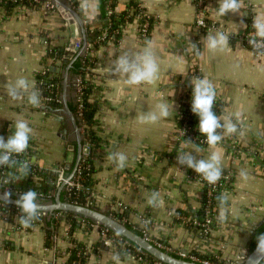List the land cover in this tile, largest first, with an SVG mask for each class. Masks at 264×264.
Returning <instances> with one entry per match:
<instances>
[{"label": "crops", "instance_id": "obj_1", "mask_svg": "<svg viewBox=\"0 0 264 264\" xmlns=\"http://www.w3.org/2000/svg\"><path fill=\"white\" fill-rule=\"evenodd\" d=\"M59 1L82 18L83 33L72 14L54 0L50 10L0 5V136L7 140L15 122L23 119L32 128L31 163L53 171L73 165L70 121L64 112L59 113L58 121L52 109L63 106L66 70L67 101L74 100L76 76L69 69L76 58H86V76L92 86L88 98L96 106L90 184L94 205L109 213L120 203L117 208L125 211L127 222L133 225L140 217L148 218L150 237L176 254L197 251L226 263L236 261L264 218V55L245 41L255 36V19L264 17V0H240L239 13L222 17L216 14L220 0H203L205 20L221 31L195 26L197 9L192 0H115L116 14L128 8L129 1L148 13L149 33L141 38L135 20L124 21L116 41L102 42L96 41L104 21L99 0ZM218 32L228 36L227 46L208 49L206 37ZM74 38L79 47L71 46ZM149 42L159 66L157 79L151 84L128 85L123 76L111 71L114 62L125 53L137 56ZM193 78L212 84L222 105L218 113L221 123L231 119L237 124L236 133L222 130L223 139L215 148L178 137L174 118L189 98ZM19 79L39 90L38 107L29 103L27 93L15 100L9 96V88ZM55 86L58 93L54 95ZM160 103L168 105V117L142 123V117L158 112ZM236 113L241 114L238 121ZM188 151L205 160L216 152L222 172L230 174L229 187L223 192L226 204L217 211L207 235L188 222L189 214L200 207L202 187L194 179V170L177 163L176 157ZM111 153H123L126 166L118 169L108 158ZM13 173L9 170L8 174ZM154 192L163 202L160 207L148 204ZM221 212L226 217L223 221L218 219ZM60 217L28 230L16 227L14 220L0 218V264H65L64 251L71 244L66 236L68 225ZM47 230L52 233L51 246L45 245ZM72 236L85 246L83 264H140L103 244L99 225L80 222Z\"/></svg>", "mask_w": 264, "mask_h": 264}, {"label": "clouds", "instance_id": "obj_2", "mask_svg": "<svg viewBox=\"0 0 264 264\" xmlns=\"http://www.w3.org/2000/svg\"><path fill=\"white\" fill-rule=\"evenodd\" d=\"M240 0H220L216 10L217 16H225L227 13L240 12ZM255 36L249 40V43L254 49L260 51L264 55V17H257L254 21ZM206 47L210 50L226 47L228 44V36L223 32H218L216 35L209 34L206 37ZM146 46L142 53L133 57L127 53L122 54L114 62L111 71L114 74L123 76L128 85H140L143 83L151 84L158 76L159 66L156 57L154 56L151 46ZM197 51L195 44L192 45ZM192 87L191 111L198 117V130L205 137V142L212 148H215L223 139V136L218 133V129H224L225 133L233 134L237 132V124L231 119L226 120L223 124L220 118L213 111V105L216 99V92L210 81L207 79L193 78L190 81ZM27 93L29 103L33 106L40 105V93L37 88L30 86L25 79H19L13 87L9 88V96L15 100ZM158 112H153L141 118V122L155 123L161 118H166L169 115L168 105L160 103L157 105ZM241 114L236 113L237 121ZM32 133V128L23 119L15 122L14 131L7 138L0 136V168H15L13 173L17 180L25 178L29 174V164L26 160H17L15 157L22 156L29 147V139ZM191 143V142H189ZM109 160L116 163L118 169L126 166L127 157L123 153H111ZM179 165L186 166L201 175L209 184H215L222 175L220 167V156L216 152H212L207 160L197 159L192 151L182 152L176 157ZM243 178H247L246 173H241ZM39 194L32 189L19 194L17 199L12 201L20 215L18 217L19 224L22 228L28 229L32 227L33 221L39 219L40 213L43 211L38 200ZM219 206L223 208L226 204V196H218ZM162 201L159 199L158 193H152L148 199V204L152 207H160ZM225 214L220 213L218 219L223 221ZM257 254L264 253V233L257 236ZM118 259V257H116Z\"/></svg>", "mask_w": 264, "mask_h": 264}, {"label": "trees", "instance_id": "obj_3", "mask_svg": "<svg viewBox=\"0 0 264 264\" xmlns=\"http://www.w3.org/2000/svg\"><path fill=\"white\" fill-rule=\"evenodd\" d=\"M42 1L43 0H40V2H42ZM40 2L37 3L35 5V7H38L40 5ZM99 2H100V8L102 9V12L104 14L103 15L104 21L102 24L103 28L101 27L97 31L96 36H99V35H107L108 36L109 35L111 38H113L114 41H116L120 35L119 31L116 32V30L119 28V25L121 23H123V21L125 20V17H126L127 21H129V22H131L133 20L134 14L138 11V5L134 1L133 2L129 1V4H128L129 7L124 9L123 11H121L119 14H116V12L114 10L115 0H112L111 5H110L112 8V13L110 15H107L106 9H105L106 0H99ZM0 4L3 5L4 7H8V8H11L14 6L13 3H10V2H4V3H0ZM85 59L86 58H83L81 60L79 58H76L73 61L69 71L72 75L79 76L81 78L82 83H83L82 115H83L84 122L88 127L87 131L89 133V136L91 137L92 142L95 145L96 136H95V131H94L93 126L96 124V119L94 116V114L96 112V106L88 98V95L91 91L92 86H91V83L89 82V80L86 79L87 78V76H86L87 72L85 70ZM52 88H53L52 92L54 93V95L56 93H58V88H56V86L52 87ZM191 100H192V92L189 94V98H188L187 102L183 101L181 103V105L178 107L174 119H175L177 128L185 125V126H188V128L190 130H193L194 133L196 134V136L198 137V139L194 142V144H197V145L203 147V146H206L207 144L202 142L201 140H199V139H202L204 136L201 135L199 130H198V123H199L198 117L195 114H193L191 111V103H190ZM55 104H57V103L55 102ZM68 105L76 117L77 105H76L75 100L68 102ZM221 109H222V105H221L220 101L218 99H215V102L213 105V111L216 113L217 116H218V113L221 111ZM76 121H77L78 125L80 126L79 120L76 119ZM222 130L223 129H218L217 131L219 134H222ZM29 152L30 151H29V147H28V152L25 153L24 156L22 155L19 158H14V159L25 160L26 158H29L28 157ZM73 161H74V159H73ZM71 167H72V165L63 171V174L65 176H67L70 173ZM35 168H36L35 175H31L30 171H29V174L25 178L21 179L18 183L15 182L14 175L8 174L9 170H11V171L14 170V173H15V171H16L15 168L4 167L2 169H4V175H5V177H7L9 183L13 187H15L16 189H21L23 191H27L29 189H32V190H35L36 192H41L43 194L42 201H46V202L53 201L54 196H55V192L57 190V185L55 183L57 180L58 172L50 170V169L39 168L37 166H35ZM29 169H31V168H29ZM77 169L79 170L80 180H81L82 184L86 185V186H90L91 175L93 172L91 157H87V159H85L84 161L80 160L78 163ZM201 184H202V187H201L200 207L197 211H193L191 214H189V216L194 214L196 216V218L201 219L202 208L206 204L207 199H209L210 215L212 216L213 222H214L215 220H217V211L220 209L217 197L223 195L224 190L229 187L228 186L229 183L227 182L221 188H218L209 198H207L206 194H205V191H206L205 182H201ZM87 194L88 193L85 191H80L77 194L72 195V194H69L64 188H62L59 196L62 200H69V201H74V202L83 204ZM6 205L11 208V205H9V204H6ZM92 207L98 209V207H96V206H92ZM4 209H5L4 207L0 206V211H4ZM56 214H59V216H61L60 218H64L66 224L68 225L67 231H66V236H67V241L71 244V246L68 247L67 249H65V255H66L65 264H83L85 262V258L87 255V253L85 251V246L83 244L79 243L78 241H76L74 239V237L72 236V234H73V230L78 226V224L80 222H85L86 224H93V222L90 221L89 219L80 217L76 214H73V213L67 212V211H56ZM109 214L119 221H121L122 217H126L125 211L120 212L119 210H112L109 212ZM19 215H20L19 209H17V210L12 209L9 212V214L7 216H5V219L8 221L12 220L10 222H13V220H14L16 227L20 228L21 225L19 224V220H18ZM56 217H57V215H56ZM0 218H2V216ZM185 218H186V216H185ZM55 219H56L55 217L50 216V218L47 220L45 216L39 215V219L33 221L32 226H35V225H41L42 226V224L46 223V222L53 223L55 221ZM188 220H189V218H188ZM123 223L126 226H128L130 229L134 230L136 233L141 234L140 229H138L135 225H133L127 221L123 222ZM99 227L102 230H104L103 226H99ZM194 228H196V227L194 226ZM105 232L107 233L108 236L112 237L114 244L116 246V251L118 254H120V256L125 257L124 248H127L129 250V253L133 256V258L137 259L138 257H140L139 261H138L140 264H164L162 262H159L158 260H156L152 256H150L149 254H147L143 250L139 251L132 242L126 240L125 238H123L120 235L112 232L111 230L105 229ZM261 233H264V218L261 221H259V223L256 225L255 229L253 230V232L251 234V238H250L248 246H247V250H251L253 248V246L257 242V236ZM53 243L54 242L52 239V233L47 230L46 231V238H45V245L51 246V245H53ZM171 253L175 256H179V254H176L174 252H171ZM191 253L197 254L200 257L208 258L214 264L223 262V261H219L214 256L202 255V254L198 253L197 251H192ZM259 264H264V259H262V261Z\"/></svg>", "mask_w": 264, "mask_h": 264}, {"label": "built area", "instance_id": "obj_4", "mask_svg": "<svg viewBox=\"0 0 264 264\" xmlns=\"http://www.w3.org/2000/svg\"><path fill=\"white\" fill-rule=\"evenodd\" d=\"M192 1L196 5V9H197L195 17H194L195 26L200 27V28L209 29L210 31H215V30L221 31L222 29L218 28L217 26L208 25L207 21L205 20V18L203 16V12H202L203 0H192ZM4 2L13 3V5L17 6V7L37 8V7H35V5L37 3H39L40 0H0V3H4ZM111 2H112V0H106L105 9H106L107 15H110L112 13V8L110 6ZM40 6H43V7H45V9H48V10L54 8V4L51 2V0H43L42 2H40V5L38 7H40ZM133 20H135V22H136V30H137V33L139 34V36L141 38L146 37V35L149 33V29H150L149 28L150 17L148 15V13H146L140 6H138V11L134 14ZM124 21H127L126 17H125ZM121 24H123V23H121ZM121 24L119 25V28L116 30V32H118L122 28ZM251 38L246 37L245 38L246 43L250 46V48L254 52L260 53L259 50L254 49L253 46L249 43V40ZM107 39H111V37L109 35L108 36L107 35L96 36V41H98V42L106 41ZM74 46L79 47L80 42L78 40H76L74 42ZM74 86H75L74 100H75L76 105H77V107H76V119L79 120L80 135H81V141H82V150H81V159L80 160L84 161L85 159H87V157H91L93 142H92L91 137L89 136V133L87 131L88 127L85 124L84 119H83V115H82L83 83H82L81 78L79 76L75 77ZM54 98L57 99L56 96H54ZM186 102H187V100H186ZM190 103H191V101H190ZM178 129H179L178 137L181 138L182 140L194 143L198 139V137L196 136L194 131L190 130L188 128V126L183 125V126L179 127ZM199 140L206 143L205 137H203L202 139H199ZM27 152H28V149L25 153H27ZM24 154H23V156H24ZM14 158H19V157L14 156ZM25 160L28 162L29 168H31L30 174L35 175V171H36L35 165L33 163H31L28 158H26ZM77 168H78V165H77L76 170L74 171L73 175L70 178H67V176H65L63 174L62 169L57 170L58 174H57V180H56L55 184L58 186L60 183L63 182L64 183L63 188L69 194H72V195L77 194L80 191L87 192L88 194L85 197V201L83 204L90 206V207L95 206L94 200L92 199V195H91V188H90V186H86V185L82 184V182L80 180L79 170ZM4 176H5L4 175V169L1 168L0 169V189L1 190H3L4 192H14L15 194H21L24 192L21 189H18L19 192H17L15 190L16 188L13 187L9 183L8 179H6ZM194 179L199 183L205 182V185H206L205 194H206V197L209 198L218 188H221L225 183L229 182L230 174H228L226 172L225 173L222 172L220 179L215 184H209L207 181H205L203 179V177L201 175H199L197 173L194 175ZM37 193L39 194L38 200L40 202H46V201H42L43 194L41 192H37ZM0 203H1L0 206L5 208L4 211H0V215L2 216V218L3 217L5 218V216H7L12 209L17 210L15 205H11V208H10L6 205L7 203H3V202H0ZM119 205H120V203H117V205L114 206L112 210H119V208H117V206H119ZM40 215H43L45 217L50 216L49 214H47L45 212H41ZM56 215L58 216V214L55 213V215L53 217H56ZM177 217L183 218V215H177ZM126 221H127V219L125 217L121 218V222H126ZM189 223L191 225L195 226L198 229L200 234L207 235L209 233V231L211 230L212 224H213V218L210 215V210H209V199H207L206 204L202 208L201 219L196 218V216L193 214V215H190V217H189ZM135 226L138 229H140L141 235L144 238L151 241L156 246H158V247H160L166 251L171 252V249L169 247H167V245H165L162 241L155 240V239H152L150 237L149 232H148V226H149V219L148 218L140 217L139 222ZM103 228H104V230H102L99 227L100 241L105 245L112 246L116 250V246L114 244L112 237L108 236L107 233L105 232V229L107 230V228H105V227H103ZM20 229H24V228L20 227ZM137 249L139 251H141V249H139V248H137ZM64 253H65V251H64ZM124 255H125V257L129 256V257L133 258V256L129 253V250L127 248H124ZM179 256H182L184 258L188 257L187 259H190V260H193L196 262H200V263H204V264H214L210 259L200 257L197 254H193L191 252L180 253ZM139 258L140 257H138L137 259H135V258H133V259L139 261Z\"/></svg>", "mask_w": 264, "mask_h": 264}, {"label": "water", "instance_id": "obj_5", "mask_svg": "<svg viewBox=\"0 0 264 264\" xmlns=\"http://www.w3.org/2000/svg\"><path fill=\"white\" fill-rule=\"evenodd\" d=\"M54 2H56L57 5H60V7H63L66 11L68 10L72 14L73 20L75 21V23H77V25L80 27V31L83 33L84 24H82V18H80L75 13V11L72 10L68 5L60 2L59 0H54ZM83 38H84V34H83ZM74 42H75V38L71 39V46L74 45ZM74 49L77 50L75 47ZM67 86H68V81H67V70H66V72L63 75V81H62L63 106L57 107L55 109H52L53 107L50 108L56 111L58 121H60L59 113L64 112L70 119V122L72 123L75 130L74 144L69 145L70 149L75 148V157H74L73 165L71 167L70 173L67 175V178H70L73 175L74 171L76 170V167L81 159L82 141L80 135V126L76 121V117L73 111L69 108L68 105V101L66 97ZM63 187H64L63 182L57 186V190L55 192L53 201H48V202L39 201L43 209L42 212H45L50 216H54L56 211H67L76 214L80 217L89 219L94 224L103 226L111 230L112 232L120 235L121 237L125 238L126 240L132 242L137 248L143 250L144 252H146L147 254H149L150 256H152L153 258L164 264H204L184 258L182 256H175L170 251H166L156 246L151 241L144 238L141 234L136 233L134 230L130 229L123 222L112 217L108 212L84 204H80L77 202L62 200L59 194ZM18 195L19 194H15L14 192H4L3 190L0 189V202L14 205L12 201L17 199ZM256 249H257V242L251 250H241L236 257L237 258L236 261L230 263L222 262L216 264H259L262 261V259H264V253L257 254Z\"/></svg>", "mask_w": 264, "mask_h": 264}, {"label": "flooded vegetation", "instance_id": "obj_6", "mask_svg": "<svg viewBox=\"0 0 264 264\" xmlns=\"http://www.w3.org/2000/svg\"><path fill=\"white\" fill-rule=\"evenodd\" d=\"M66 119H67V121H70V119L68 118V116L66 117ZM70 124H71V132H72V135H73V137L75 139V130H74V127H73V125H72L71 122H70Z\"/></svg>", "mask_w": 264, "mask_h": 264}, {"label": "rangeland", "instance_id": "obj_7", "mask_svg": "<svg viewBox=\"0 0 264 264\" xmlns=\"http://www.w3.org/2000/svg\"><path fill=\"white\" fill-rule=\"evenodd\" d=\"M59 132V131H58ZM5 177V176H4ZM6 179H7V177H5ZM17 192H19V190L18 189H15Z\"/></svg>", "mask_w": 264, "mask_h": 264}]
</instances>
